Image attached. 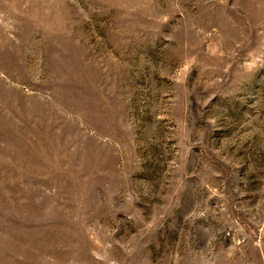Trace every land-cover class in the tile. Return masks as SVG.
Masks as SVG:
<instances>
[{
  "label": "rangeland",
  "instance_id": "obj_1",
  "mask_svg": "<svg viewBox=\"0 0 264 264\" xmlns=\"http://www.w3.org/2000/svg\"><path fill=\"white\" fill-rule=\"evenodd\" d=\"M0 264H264V0H0Z\"/></svg>",
  "mask_w": 264,
  "mask_h": 264
}]
</instances>
